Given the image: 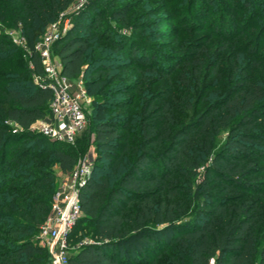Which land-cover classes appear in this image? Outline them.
Here are the masks:
<instances>
[{
    "label": "trees",
    "instance_id": "obj_1",
    "mask_svg": "<svg viewBox=\"0 0 264 264\" xmlns=\"http://www.w3.org/2000/svg\"><path fill=\"white\" fill-rule=\"evenodd\" d=\"M119 1L0 0V27L23 40L0 37V199L10 221L0 240H11L0 241V264H46L36 233L55 192L50 168L65 175L80 162L76 144L32 131L53 101L38 39L67 22L52 53L69 80L92 73L83 80L92 117L80 138L83 153L92 144L98 152L80 191L68 264H264V77L239 81L235 69L225 90L213 80L229 49L242 67L245 54L232 51L249 28L240 16L252 0L219 8L211 22L222 41L218 56L209 48L217 35L191 45L178 30L158 42L168 35L156 12L137 14V5ZM201 1L191 0L188 12L202 3L213 9L214 0ZM200 17L208 28V13ZM189 18L186 31H200ZM14 50L23 61L13 60Z\"/></svg>",
    "mask_w": 264,
    "mask_h": 264
},
{
    "label": "rangeland",
    "instance_id": "obj_2",
    "mask_svg": "<svg viewBox=\"0 0 264 264\" xmlns=\"http://www.w3.org/2000/svg\"><path fill=\"white\" fill-rule=\"evenodd\" d=\"M225 1L226 0H214L213 4L210 5L213 7V9L210 11L208 10V8H204L205 7L203 6L204 3H202V5L194 4L193 13L188 12V8H189L191 0H173V1L172 0H120L119 2H117V5L118 6L127 5V4H131L134 6L137 5L138 7L134 11L137 14L140 12L147 11L149 9L154 10L156 12L154 19L160 22V26H162L161 27L162 31L168 35L167 37H163L158 42L160 41L171 42L172 36L178 30L183 32L181 34L182 35L181 39H184V38L187 39V41L191 45H194V43L203 44L204 42H206L208 39H210L214 35H217V37H215L211 41L209 48L211 49V52L213 54L218 56L219 53L217 51L220 45L222 44V41H221V38H218V33H215L216 27L215 25H212L211 22L213 20L215 21V19L219 17V13H220L219 8H222L221 5H225L224 4ZM245 1L247 0H241V2H245ZM200 2L202 1L200 0ZM226 5H228V3H226ZM102 6L104 7L106 11L109 10L108 6L105 3H102ZM250 6L251 8L257 11V14L261 16L253 18L252 17L253 10L251 8L249 11L242 13V15L240 16V21H242L241 22L242 26H249V28L244 30V33H243L244 35L241 36L240 38L241 44L237 45L239 49L236 48L235 50H233L232 54L235 51L238 52L241 50V52L245 54L244 62L242 64V67L239 68L238 66L240 65V63L237 62L236 57H230L231 56L230 49L225 53V56L222 59V68L219 70V76L221 77V79H218L217 77L213 78V80L218 81V85H219L218 88L220 87L222 90H225L226 86H228V83L229 85H232L235 78L238 77L239 75H240L239 81L244 76L249 75V74L253 76V78L264 77V63L260 61L262 60V58H264V21H263L264 20L263 19L264 18V0H252ZM69 11L66 15L70 14ZM205 13H208V17H209L208 25L210 26L208 28H205L203 24L200 23L202 19L200 16H204ZM189 15L196 22V24L200 25L199 27L200 31L194 32L195 29L197 28H194L191 31H186L187 29H189V26H190L189 23H191ZM197 15L199 16L197 17ZM173 18H175L174 19L175 21L169 22V20L170 19L172 20ZM106 22L112 28H116V29L121 28L120 24H118L117 22H113L111 20H106ZM65 25H68V22L65 24L64 23L58 24L57 32H59V29H62V26H65ZM185 26H188L187 29L185 28ZM54 30L55 29H53L51 25L45 31H43L40 34V37L38 39L39 43L43 42L50 33L54 32ZM123 33L132 34L131 31H127V30H124ZM7 35L12 40L13 44L17 46H22V40H21L19 31H11L10 29H3L0 27V37L5 38V36ZM249 42L251 44H248ZM164 50H166V52H169V51L171 52V51L178 50V47H174V46L167 47ZM250 50L257 51L258 54L256 58L252 56L251 54L252 52ZM11 53L15 54L14 55L15 57L13 60L19 59L20 61L21 60L23 61V57L20 52L14 50ZM95 57L96 59L98 58L97 56H94L93 58ZM52 58L60 64V60L58 56L56 55V53H52ZM118 62H121V61H118ZM259 63L263 65V68L254 67L256 64H259ZM244 68H245V71L243 72L242 69ZM235 69H236L235 74H234L235 78L233 77L234 79H232L231 74ZM237 70L239 71L238 73H237ZM91 74L92 73H88L85 75V77H80L72 82L75 84L83 82L84 78H89ZM86 116H87L86 128H88L91 122V117H92V102L86 108ZM32 131H34L35 133H40L39 128H37V126ZM80 135L76 141L77 142L76 143L77 153L79 154L82 153L80 157V162L82 165H88L91 168H93L98 158L97 148L95 144H92L89 147L88 151H85V153H83L82 150H84V142L83 140H81L82 138H80L81 137ZM80 168L81 166L78 164V166L75 168V170L72 173L64 175L61 173L59 167L55 163H52L50 170L52 174L55 175V187H54L55 192L52 194L51 199H50V210H49V215L47 219L53 216L52 203H53V197L55 193L58 192L60 189H62L65 184L72 183L75 177V174L79 171ZM104 169H105L104 170L105 172L110 174V170L108 167H105ZM1 203H2V198L0 199V227L5 230L9 228L10 221L2 218L4 216V213H3V206ZM36 236L39 239V245L45 249V254L47 255V259L45 263L54 264L52 260V256L50 254V244L47 241H44L41 239V233L39 232L36 233ZM4 240H0V241L4 242V244H7L6 240L11 241L8 239H4Z\"/></svg>",
    "mask_w": 264,
    "mask_h": 264
},
{
    "label": "built area",
    "instance_id": "obj_3",
    "mask_svg": "<svg viewBox=\"0 0 264 264\" xmlns=\"http://www.w3.org/2000/svg\"><path fill=\"white\" fill-rule=\"evenodd\" d=\"M52 27L54 32L38 43L37 50L45 67L44 85L53 91V101L50 105V115L36 126L40 134L50 141L75 146L77 138L86 129V108L91 104L92 98L84 83L75 84L63 76L61 64L52 58V45L59 33L58 24H53ZM79 165L81 168L75 174L73 182L65 184L55 193L52 203L53 216L48 218L41 228V239L50 244L54 264H68L69 238L82 216L80 191L88 181L92 168L82 165L81 162Z\"/></svg>",
    "mask_w": 264,
    "mask_h": 264
}]
</instances>
